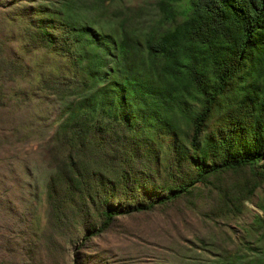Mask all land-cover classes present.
I'll return each mask as SVG.
<instances>
[{
    "label": "trees",
    "instance_id": "16d2710c",
    "mask_svg": "<svg viewBox=\"0 0 264 264\" xmlns=\"http://www.w3.org/2000/svg\"><path fill=\"white\" fill-rule=\"evenodd\" d=\"M36 3L2 19L20 43L9 55L0 38V105L10 83L17 107L56 106L39 151L47 254L71 245L84 264L77 252L121 217L204 193L218 214H242L264 179V0H153L131 27L123 0ZM259 209L255 231L264 199ZM207 264H264V248Z\"/></svg>",
    "mask_w": 264,
    "mask_h": 264
},
{
    "label": "rangeland",
    "instance_id": "374dc122",
    "mask_svg": "<svg viewBox=\"0 0 264 264\" xmlns=\"http://www.w3.org/2000/svg\"><path fill=\"white\" fill-rule=\"evenodd\" d=\"M32 2L0 0V38L7 39L4 47L9 55L16 54L20 42L15 37L16 27L2 19L16 7L37 4ZM123 2L132 9L129 27L153 17V0ZM13 86L6 84L0 105V264H71L73 246L51 258L41 239L46 234L47 203L44 156L39 151L54 131L56 106L46 98L49 102L31 99L17 107L11 96ZM37 116L43 119L40 124ZM32 168L36 171L28 178ZM226 176L232 184L244 180L239 173ZM203 195L189 206L180 202L121 217L110 230L92 237L77 256L84 264H207L224 254L251 258L255 249L264 248V229L260 225L255 231L252 221L255 213L262 214L259 204L264 199V179L254 194L243 200L247 208L242 214L220 215L214 207L216 195ZM243 242L251 249L243 247Z\"/></svg>",
    "mask_w": 264,
    "mask_h": 264
}]
</instances>
